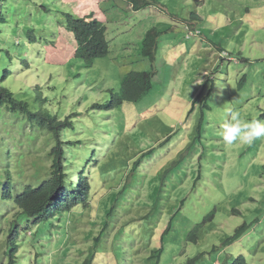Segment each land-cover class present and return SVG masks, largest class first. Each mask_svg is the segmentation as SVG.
Listing matches in <instances>:
<instances>
[{
    "label": "rangeland",
    "instance_id": "obj_1",
    "mask_svg": "<svg viewBox=\"0 0 264 264\" xmlns=\"http://www.w3.org/2000/svg\"><path fill=\"white\" fill-rule=\"evenodd\" d=\"M157 1L133 10L130 0H96L106 16L109 54L86 67L74 57L65 62L69 49L61 51L62 12L74 13L71 6L63 0H1L0 84L31 107L38 105L39 86L47 108L71 120L72 128L61 134L76 141L67 146V159L76 163L68 176L78 177L84 166L91 196L85 206L41 227L18 225L22 264H81L89 254L93 264H233L239 256L264 264V138L229 145L220 135L229 110L239 112L242 122L264 121V0ZM194 26L203 34L192 35ZM151 28L160 32L158 56L144 63L136 60L142 56L137 42ZM149 70L155 72L153 92L162 81L164 102L170 97L167 112L140 115L149 101L154 105L152 91L153 99L99 107L127 73ZM171 79L190 90L170 96ZM0 132L7 147L0 186L1 170L9 167L15 194L25 184L38 187L49 177L53 136L33 131L6 109ZM15 213L0 200V264H7ZM197 226V236L189 238Z\"/></svg>",
    "mask_w": 264,
    "mask_h": 264
},
{
    "label": "trees",
    "instance_id": "obj_2",
    "mask_svg": "<svg viewBox=\"0 0 264 264\" xmlns=\"http://www.w3.org/2000/svg\"><path fill=\"white\" fill-rule=\"evenodd\" d=\"M157 2V0H130L133 10H139L157 4ZM63 15L64 26L73 34L77 43L75 59H79L87 67L93 64L96 59L106 57L109 54V40L103 22L93 16H80L73 12H63ZM1 16L0 4V18ZM195 17L197 20L201 19L197 14H195ZM159 34L160 32L156 28H151L145 33L141 46L143 58L155 60ZM8 73L10 71L6 70L2 78L4 79L5 76L9 75ZM153 73H155L153 70L127 73L120 83L118 92H115L114 89H108L109 101L106 105H100L99 107L112 110L125 102L139 101L151 89ZM38 88L39 86L36 87L34 96V101L38 105L31 107L28 102L17 98L11 88L0 84V112L2 109L10 111L22 122L28 123L33 131L35 129L47 131L55 141L49 152L52 157L49 177L42 180L38 187L25 184L15 194L16 189L14 188L11 169L6 167L3 172L1 170L0 200L1 202H7L16 210V217L11 224L6 244L7 264H22L20 256L17 254L20 247L18 225L32 221L34 225L41 227V225L49 223L55 217L79 205L85 206L91 198L84 166L79 168L78 177L69 178L68 176L69 171L73 174L76 171V167H74L76 163H74V160L67 159V146L68 144L73 146L76 141H67L61 134L63 131L72 128L73 123L68 117L61 120L57 113L51 112L47 105L43 103L47 97H42ZM262 115L264 116V114ZM0 133V161H3L2 153L6 140H4L3 132ZM28 138L34 139L35 136L31 134L28 135ZM92 152H94L93 148ZM10 154L11 149L8 147L6 156L9 158ZM5 163L8 165L7 161ZM38 173L35 175H38ZM245 226L247 225L245 224ZM197 231L198 226L190 232L188 237L197 236ZM241 234L242 231H239L234 234L233 238L238 239ZM93 259V254H89L81 264H93ZM187 264H194V259H191ZM233 264H247V262L242 256H239Z\"/></svg>",
    "mask_w": 264,
    "mask_h": 264
},
{
    "label": "crops",
    "instance_id": "obj_3",
    "mask_svg": "<svg viewBox=\"0 0 264 264\" xmlns=\"http://www.w3.org/2000/svg\"><path fill=\"white\" fill-rule=\"evenodd\" d=\"M69 1H71V3H69ZM95 1L96 0H63V2H64V6H65V8H70V6H71V9L72 10H74V13L75 14H78V15H82V16H93L94 18H96L97 20H99L100 22H104V19L106 18V16L104 15V13L102 12V11H98L97 9H96V7H95ZM127 4V3H126ZM128 4H129V2H128ZM122 6V5H121ZM120 6V7H121ZM127 7V8H126ZM126 7H123L124 9H126V10H129V11H133L132 9H130L129 8V6H126ZM122 8V7H121ZM96 10V11H95ZM63 13V12H62ZM200 18L203 20V18H202V16H200ZM223 25H221L220 27H222ZM195 27V26H194ZM196 29L198 28L199 30H200V32H201V34H203V29L201 30L200 29V27H195ZM218 27H216L215 29H213V30H210L211 31V33H216L215 31L216 30H218L217 29ZM62 29H64L63 31H64V37H63V39H62V43H63V45H64V50H61V51H66V50H68L69 49V52L67 53V54H69L70 53V56H67V54H64L63 56H64V61L66 62V61H68V60H70L71 58H73L74 57V53H75V51H76V47H77V43H76V40H75V38H74V36H73V34L65 27H62ZM145 33L146 32H142L141 33V37H140V42H137L138 44H137V47L139 48V50H140V54H141V41H142V39H143V37H144V35H145ZM158 43H159V41H158ZM123 46H127L128 44H129V42L128 41H125V42H122L121 43ZM206 44L204 43V42H202L201 41V47L203 48V49H206V47L207 46H205ZM196 46H197V44H196ZM208 48V47H207ZM124 50V49H123ZM222 50V49H221ZM206 51H209V50H207L206 49ZM220 51H218V53H219ZM157 54H156V58H155V61L157 60V56H158V46H157V52H156ZM182 54V53H181ZM122 55H124V56H126V61H129V62H132V61H130V57H127L128 56V54H127V52H123L122 53ZM209 55L211 56V60H213V52L212 51H209ZM177 57H175L174 58V62L176 63V64H179V60H180V56L177 54L176 55ZM142 57V56H141ZM141 57L139 58V59H136V60H143L144 61V63H146V61H149L148 59H146V58H142L141 59ZM208 61H206V63H207ZM214 62V61H213ZM62 63H64V62H62ZM175 63H173L174 65H175ZM195 63V62H194ZM194 63H192V66L194 65ZM118 65H120L119 63H117ZM133 66H130L129 68H132ZM130 70V69H129ZM182 70V68L179 70V71H181ZM185 70L186 69H183V73L185 72ZM204 70H206V67L204 68ZM198 71V70H197ZM154 77V76H153ZM153 80V79H152ZM180 83V81L179 80H177L176 82L173 80V79H171L170 80V83H169V91L167 92L170 96H172V95H174V93H175V95H177V97L179 96V95H183V93L184 92H186L187 90H190L189 89V86H186V88L185 89H183V90H180V86H179V83ZM155 83H156V81H155ZM153 85H154V83H152ZM161 84H162V81H158V83H157V86L158 87H160L161 88ZM153 85H152V87H151V89L141 98V99H143V98H149V97H151V94H150V92L152 91L153 92ZM160 88H158V89H156L153 93V96L154 97H156V101H154L153 102V104L154 105H151V104H149V103H151V101H149V103L147 104V105H144L143 106V109L140 111V115L143 117V118H145V117H150L151 115H153V114H155V113H160L161 111H166L167 112V110H168V107L166 106V102L167 101H169V96H167V101L166 102H164V96L165 95H162V93H161V89ZM149 94V95H148ZM201 95H202V93H201ZM199 97H201V96H199ZM152 99H153V97H151ZM140 99V100H141ZM149 100V99H148Z\"/></svg>",
    "mask_w": 264,
    "mask_h": 264
},
{
    "label": "clouds",
    "instance_id": "obj_4",
    "mask_svg": "<svg viewBox=\"0 0 264 264\" xmlns=\"http://www.w3.org/2000/svg\"><path fill=\"white\" fill-rule=\"evenodd\" d=\"M228 116L230 118L225 120L222 124V130L220 133L226 144L231 145L234 142H243L250 145L256 139L264 138V121L252 120L249 122H242L239 112L231 110H229ZM1 188L2 187L0 186V191Z\"/></svg>",
    "mask_w": 264,
    "mask_h": 264
},
{
    "label": "built area",
    "instance_id": "obj_5",
    "mask_svg": "<svg viewBox=\"0 0 264 264\" xmlns=\"http://www.w3.org/2000/svg\"><path fill=\"white\" fill-rule=\"evenodd\" d=\"M190 31L193 32L192 35H195V34H199L200 33V30H198V29H194V30H190ZM221 53H220V56H223V55H221ZM225 56H226V53H225Z\"/></svg>",
    "mask_w": 264,
    "mask_h": 264
}]
</instances>
